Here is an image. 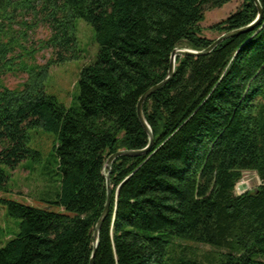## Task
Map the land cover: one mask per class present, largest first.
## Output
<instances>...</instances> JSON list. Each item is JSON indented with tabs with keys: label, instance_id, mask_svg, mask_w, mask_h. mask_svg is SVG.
<instances>
[{
	"label": "trees",
	"instance_id": "trees-1",
	"mask_svg": "<svg viewBox=\"0 0 264 264\" xmlns=\"http://www.w3.org/2000/svg\"><path fill=\"white\" fill-rule=\"evenodd\" d=\"M234 0H0V190L23 162L41 158L29 131L59 137L60 190L66 213L8 201L20 233L0 249V264H91L94 232L107 202L106 163L143 150L150 137L138 117L142 96L168 74L176 49L206 50L252 24L254 0L203 36L207 10ZM251 30L210 55L177 56L171 80L144 103L153 133L148 153L115 160L112 202L94 264H264V0ZM43 15L53 58L29 70L21 88L3 77L24 49L28 17ZM96 33L99 53L79 79V110L45 90L52 66L79 58L75 21ZM245 171L255 191L235 194ZM201 247L209 248L201 251Z\"/></svg>",
	"mask_w": 264,
	"mask_h": 264
},
{
	"label": "rangeland",
	"instance_id": "rangeland-1",
	"mask_svg": "<svg viewBox=\"0 0 264 264\" xmlns=\"http://www.w3.org/2000/svg\"><path fill=\"white\" fill-rule=\"evenodd\" d=\"M242 3L243 0H234L220 9L207 10L204 22L201 24L203 36L210 40L216 39L218 34L210 31L209 28L234 14ZM26 23V26L15 27L20 32H26L27 41L23 43L25 51L22 52V48L17 52L20 58L16 59L12 71L3 77L4 86L9 90L21 88L28 81L29 70L45 67L53 58V50L45 48V42L52 33L46 23V17L31 16L26 19ZM75 27L77 48L81 51V56L52 66L45 81V90L67 109L78 111L80 74L84 68L96 62L99 45L95 30L89 23L77 19ZM29 137L28 146L39 152L41 158L37 161L29 159L15 170L4 167L10 181L6 190H0V249L20 233L21 220L9 214L8 201H16L56 213H66L63 208L54 204L61 185L56 151L59 137L54 132L40 128L30 130ZM261 184L262 181L256 172L245 171L235 188V194L255 191ZM208 250L209 248L201 247V251Z\"/></svg>",
	"mask_w": 264,
	"mask_h": 264
},
{
	"label": "water",
	"instance_id": "water-1",
	"mask_svg": "<svg viewBox=\"0 0 264 264\" xmlns=\"http://www.w3.org/2000/svg\"><path fill=\"white\" fill-rule=\"evenodd\" d=\"M258 11H259V16L258 18L249 26H246L244 28L238 29V30H234L231 31L229 33L223 34L222 36L218 37L206 50L203 51H195L192 49H188V48H183V49H176L174 50L172 56H171V65L167 74V77L159 84H157L156 86H154L153 88H151L148 92H146L142 98L139 101L138 104V117L144 127V129L146 130V132L148 133L149 137H150V144L148 147H146L143 150H122L117 152L116 154H114L113 156H111L109 158V160L106 163V170L108 171V173L106 174V181H107V202L104 208V211L100 217V219L97 222V225L95 227V232H94V241H93V254H92V258H91V264H94V258L96 256L97 253V248L99 245V234H100V229L104 223V221L106 220V218L108 217L109 213H110V209H111V202H112V185H111V177H110V172L112 169V165L115 162L116 159L123 157V156H127V157H137V156H141L143 154H146L150 151L151 146L153 144L154 138H153V133L152 130L148 124V122L146 121V118L144 116V112H143V106L145 101L154 93H156L158 90H160L162 87H164L170 80L171 78L174 76L175 73V63H176V57L177 56H191V57H199V56H204V55H210L220 44H222L225 40L232 38L236 35H239L241 33H245L248 31H251L260 21L261 17H262V8L260 6L259 0H254Z\"/></svg>",
	"mask_w": 264,
	"mask_h": 264
},
{
	"label": "built area",
	"instance_id": "built-area-1",
	"mask_svg": "<svg viewBox=\"0 0 264 264\" xmlns=\"http://www.w3.org/2000/svg\"><path fill=\"white\" fill-rule=\"evenodd\" d=\"M242 195V194H241Z\"/></svg>",
	"mask_w": 264,
	"mask_h": 264
}]
</instances>
